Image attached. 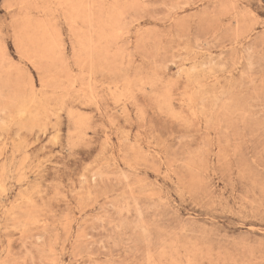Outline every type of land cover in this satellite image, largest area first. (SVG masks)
I'll list each match as a JSON object with an SVG mask.
<instances>
[{
  "label": "rangeland",
  "instance_id": "obj_1",
  "mask_svg": "<svg viewBox=\"0 0 264 264\" xmlns=\"http://www.w3.org/2000/svg\"><path fill=\"white\" fill-rule=\"evenodd\" d=\"M0 264H264V0H0Z\"/></svg>",
  "mask_w": 264,
  "mask_h": 264
}]
</instances>
